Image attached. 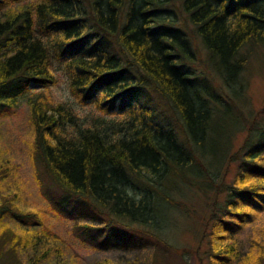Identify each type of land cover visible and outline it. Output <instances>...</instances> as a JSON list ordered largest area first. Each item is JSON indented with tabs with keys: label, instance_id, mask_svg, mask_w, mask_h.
<instances>
[{
	"label": "trees",
	"instance_id": "1",
	"mask_svg": "<svg viewBox=\"0 0 264 264\" xmlns=\"http://www.w3.org/2000/svg\"><path fill=\"white\" fill-rule=\"evenodd\" d=\"M258 47L264 0H0V114L27 101L34 156L56 187L104 215L98 229H112L107 242L132 245L134 233L149 234L155 264H163L159 251L180 248L164 238L176 179L205 183L203 167L209 172L206 164L231 150L242 113L235 98ZM200 51L228 98L191 68ZM62 74L67 97L59 100L50 88ZM252 116L231 156L239 160L233 182L216 183L223 198L212 203L203 233L209 264H264V221L247 249L233 239L235 226L264 210V105ZM7 169L0 161V182ZM0 197V264H22L17 251L37 248L30 227L41 220ZM11 210L36 221L20 233L3 222Z\"/></svg>",
	"mask_w": 264,
	"mask_h": 264
},
{
	"label": "rangeland",
	"instance_id": "2",
	"mask_svg": "<svg viewBox=\"0 0 264 264\" xmlns=\"http://www.w3.org/2000/svg\"><path fill=\"white\" fill-rule=\"evenodd\" d=\"M256 52L251 56L250 63L244 71L246 77L244 94L235 98L242 113H239V127L231 134V150L220 164L217 162L213 165L206 164L209 172L208 168L203 167V175L206 173L208 176L209 174L214 176L216 172L213 177L215 184L210 189L207 188L208 176L204 178L205 183L193 186L185 184V179V183L182 182L181 177L176 179L179 184L172 189L174 208L164 238L170 245L180 248L177 252L172 248L164 252L159 251L163 264H209L210 257L204 254L208 248V241L203 233L205 230L208 231L206 223L210 217L212 203L223 198V193H220L217 187L221 182L224 186L233 182L239 160H232L231 156L243 142L247 131L246 125L251 121L252 113H256L264 105V47H258ZM203 54V51H200L196 55L191 68L204 71L211 80V86L214 85L228 98L229 89L223 85L213 69L205 66ZM30 86L33 87L35 84L30 83ZM50 92L53 98L59 100L67 97L65 96L67 82L63 74L51 85ZM154 101L157 106H162L155 99ZM88 106L87 104L84 108H79L78 114L82 115L89 110ZM33 138L34 131L27 101H20L12 108L1 112L0 161L5 162L8 169L0 182V193L10 196L18 210L37 212L41 220L36 227L34 226L36 223L30 227L35 229L40 237L37 248L34 250L32 246H27L22 251L21 249L17 251L21 263L26 264L29 255L49 248L38 264H155L153 240L149 234L134 233L135 240L129 235L125 236L135 241L136 245L107 242L113 233L112 229H109V232H106V227L98 229L99 226H103L104 215L97 213L81 198L68 195L56 187L43 163L34 156ZM208 159L204 157L203 160L208 163ZM216 183L219 184L217 187ZM27 221L36 220L32 215L18 218L12 210L3 216V222L20 233L21 228H28L27 225H30ZM263 221L264 210H259L255 221L235 226L233 239H237L242 250L248 248L251 234L256 236L259 233L258 229ZM45 227L47 233L43 230ZM107 233L109 235L105 237ZM218 261L216 260L214 264H220Z\"/></svg>",
	"mask_w": 264,
	"mask_h": 264
}]
</instances>
